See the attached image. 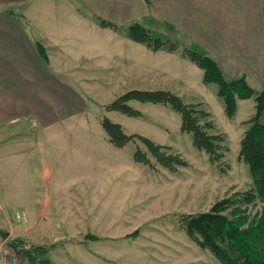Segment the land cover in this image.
<instances>
[{
  "label": "crops",
  "instance_id": "1",
  "mask_svg": "<svg viewBox=\"0 0 264 264\" xmlns=\"http://www.w3.org/2000/svg\"><path fill=\"white\" fill-rule=\"evenodd\" d=\"M101 1L106 6H100ZM212 1H216L214 15L210 11ZM139 4L148 10L147 14L155 9L161 14L170 10V26L176 25L177 34L187 42L197 28V34H202L197 45L218 63L227 80L244 77L256 94L262 91L264 0H139ZM115 5V0H0V161L2 156H9L16 168L19 163L26 169V218L31 224L59 231L82 223V216H93L100 200H110V206L114 200L123 201L124 209L119 206L110 211L115 217H128L130 221L126 220L123 229H140L130 248L137 247L139 257L141 250L162 249L161 258L172 255L180 244H192L181 236L179 240L178 235L171 233L172 228L163 240L148 236L149 241L139 239L141 229L150 220L156 221L158 215L128 214L135 206L131 202L143 203L146 198L144 181L137 176L147 174L154 179L157 173L136 161L135 150L128 149L131 140L122 146L112 141L100 117L106 115L123 125L125 113L108 111L106 104L115 97L101 100L89 87L94 90L92 85L100 83L99 73L125 75L139 68L145 74L149 55L156 60L152 70L155 76L167 77L169 71L176 95L187 103H203L214 115L209 100L215 93L219 95L218 84L214 90L215 82L204 81V69L187 54L191 44L181 43L178 35H172L174 49L152 50L147 44L116 32L115 25L122 23L114 21V12H109V6L113 10ZM209 15L213 17L211 21ZM133 23L134 19L127 24ZM116 39L121 40L124 57L127 54L123 62L115 60ZM37 42L45 47L48 61L40 55ZM136 45L142 49L139 55L144 54L143 59L131 57L130 49ZM124 75H119V80L112 75L111 83H121V88H126ZM101 83L109 85L105 79ZM242 101L255 106L254 98L238 99L236 115ZM99 184L102 185L97 188ZM117 191L122 194L117 195ZM150 194L153 202L158 195L154 190ZM18 225L0 209V230L8 232L6 238L10 242L21 239L20 234L14 233L16 228L19 230ZM66 240L65 246L92 257L82 249L90 239ZM26 243L43 244L28 240ZM53 251L46 256L49 258ZM95 253L100 259L101 254Z\"/></svg>",
  "mask_w": 264,
  "mask_h": 264
},
{
  "label": "rangeland",
  "instance_id": "2",
  "mask_svg": "<svg viewBox=\"0 0 264 264\" xmlns=\"http://www.w3.org/2000/svg\"><path fill=\"white\" fill-rule=\"evenodd\" d=\"M115 2L116 5L113 7V10L109 6V12H114V21L122 23L119 26L118 24L115 25L116 32L129 35V28L134 23H127L133 19L135 23L148 22L150 23L148 26L141 25L149 32L152 38L163 42V48L171 50L170 47L176 46L175 41L172 40V35H178L177 28L175 22V26H172V24L170 26L172 22L170 10L161 14L155 9L156 12L151 10L150 13L152 15H150V13L147 14L148 10H144L140 6L139 0H115ZM214 2L216 1H212L210 10L212 15L215 13V9L213 8ZM99 5L106 6V3L101 1ZM212 15H209L210 21L213 19ZM206 22L208 23L207 20ZM197 31L198 29L196 28V31H193V35L191 36L192 39L188 40V42L178 36L181 43H186V46L191 44L188 47L192 51L204 55L196 43L199 42L198 39L202 36L201 33H199L201 35L199 36ZM155 39H152L153 42ZM183 40L184 42H182ZM145 46L153 50L151 46ZM114 48L115 55L117 54L115 56L116 61L123 62L127 60V54L124 57L121 40H115ZM130 50L131 57H135L134 59L137 60L143 59L144 54L139 55V51L142 50L139 48V45ZM148 56L146 58L148 64L145 74L144 72H139V68H135L134 72L125 75L123 72L111 74L99 73L100 83L92 85L94 90L89 87L90 92L96 93L95 96L101 100L107 97H115L110 103L133 89L166 90L175 93L171 88V79L169 80L171 77L170 72L168 71L166 74L167 77L162 75L155 76L156 74L152 70L155 69L153 65L156 64V60L154 57ZM161 57L159 56V58ZM170 59L168 58V61ZM150 60L151 63H149ZM168 66L169 64L164 67ZM157 68L160 69V67ZM104 75L106 78L103 77ZM112 75L115 80H119L122 78L120 76L124 75L126 77L124 80L126 88H121V83H111ZM104 79L108 81L109 85L101 83L102 81L104 82ZM212 86L216 90V83ZM209 101L214 115L203 103H187L183 100L185 104L194 105L197 109L209 114V117L201 120V124L209 123L212 128L205 127L206 132L215 137L218 136L216 144L221 146V148L219 147L216 150L217 154H222V156L216 161L212 160V154L206 149L198 148L194 145L193 134L182 130V115L169 104L141 102L137 100L129 101L128 104L137 110L140 115L128 116L124 114L125 120L123 125H121L123 133L127 136H132L128 149L135 150L136 161L146 164L154 173H157L154 179L150 178L147 174L145 176H137L138 179L141 178L140 180L145 182L142 183L144 184L143 188L146 198L143 203L131 202L135 203L133 204L135 206L130 208L128 214L134 215L135 212H139L140 214L147 213L149 215L151 212L158 215L155 219L156 221L152 222L150 220L151 223L141 229L142 236L139 239L149 241L147 239L148 236L153 240H163L173 233V235L179 236V240L181 236L183 239L186 238L185 240H188L192 245H188L187 243L184 245L180 244L177 251H174L172 255H164L161 258L162 249H145L141 250L143 255L141 254L139 257L137 255L139 249L137 247L134 249L130 248V244H132V239L137 237H134L133 234L136 232L139 234L140 229L130 231L129 229H123L127 225V222L130 221L128 217L119 218L111 214L110 210H116L119 206L122 209L125 208V203L119 200L110 202L111 205L113 203L112 206L109 205L110 200H100L98 209H95L97 212L90 217L88 215L82 216V223L78 222L77 226H69L66 229L62 228L59 231H55L51 227L47 228L41 224L33 225L26 218L29 211L25 199L27 196V186L23 178L25 177L26 169L22 168L17 163V160L15 163H17L18 168H16V164H12V158L9 156H2V160L0 161L1 214L7 215L14 224H20L18 225L20 227L19 230L16 228L17 231L14 233L21 235L20 237L23 240H19L23 241L27 247H30L31 244L26 243V240L43 242L42 245L47 246L58 244L49 257L53 264H222L208 249L201 248L197 243L192 242L189 234H187L188 232L182 227V221L189 214L209 210L216 201L222 198L234 196L235 199H240L243 193L253 188V181L248 165L240 154V150L244 132L249 127L251 117L256 114V106H254L255 108L250 106V101H242L239 113L236 115L237 109L234 116L229 117L224 110L223 99L219 95L215 93V96L211 97ZM109 104H106V108ZM113 116H116V114ZM100 118H102V122L106 118L111 119L110 117H106V115ZM260 120L264 123V115L261 116ZM145 138L150 140L155 147H159L156 150L164 156L172 157L173 161L170 162L171 167L165 166L159 161L154 154L155 150L153 147H150L149 142H146ZM141 157L147 159L148 162L140 160ZM101 185H97V188ZM153 190L154 194L156 192L158 197L151 202L149 198ZM116 194L121 195L122 193L117 191ZM242 207L249 216L254 217L264 211V201L256 199L242 204ZM160 216L166 217L161 218ZM116 220H121L122 222L116 224ZM156 227H159V229L157 230ZM85 229L88 230L85 231ZM119 229H122V231H119ZM92 230H96V232ZM169 230L171 233H169ZM87 234L99 236L100 239L86 238ZM4 239H6L9 247H11L9 239ZM66 239L72 241H86L90 239L87 246L82 249L88 252L87 255H92V257L83 254L82 250L71 249L68 245L65 246L64 244L67 243ZM96 251L98 254H101L100 259L97 258ZM167 252L170 254V251ZM17 259L21 264H29L24 256L19 255Z\"/></svg>",
  "mask_w": 264,
  "mask_h": 264
},
{
  "label": "trees",
  "instance_id": "3",
  "mask_svg": "<svg viewBox=\"0 0 264 264\" xmlns=\"http://www.w3.org/2000/svg\"><path fill=\"white\" fill-rule=\"evenodd\" d=\"M129 36L137 42L151 46L154 50L163 47V42L152 38L140 23L130 26ZM152 39L155 41L153 42ZM37 46L40 55L48 61L45 47L40 42H37ZM174 48L175 46L170 47L171 50ZM187 54L204 69L205 82L218 84V94L224 100L225 111L229 117L236 113L238 99L254 98L256 114L251 118L249 127L244 132L240 150V154L248 165L253 188L243 193L240 199H235L234 196L225 197L216 201L207 211L187 215L182 221V227L201 248L212 252L222 264H264V211L251 217L242 207V204L256 199L264 201V123L260 120L264 115V88L256 94L244 77L227 80L218 63L211 57L192 50H187ZM132 100L171 105L182 115V130L193 134L194 145L206 149L212 154L214 161L222 156L217 154L216 150L221 148L216 144L218 136L210 135L204 129L212 128V126L209 123L201 124L202 119L209 117L208 113L197 109L194 105L185 104L178 95L166 90H129L110 103L107 109L138 116L140 113L128 104ZM103 126L118 146L126 144L132 138L123 133L120 124L108 118L104 119ZM145 141L153 147L159 161L171 167L172 157H166L157 151L156 148L159 149V147H155L147 138ZM140 160L148 162L144 157ZM7 235L6 231L0 230L1 237L6 238ZM137 235L138 232L133 234L134 237ZM86 238L100 239L93 234H87ZM9 244L16 253L24 256L29 264H53L46 255L58 246V244H52L27 247L20 240L11 241Z\"/></svg>",
  "mask_w": 264,
  "mask_h": 264
},
{
  "label": "built area",
  "instance_id": "4",
  "mask_svg": "<svg viewBox=\"0 0 264 264\" xmlns=\"http://www.w3.org/2000/svg\"><path fill=\"white\" fill-rule=\"evenodd\" d=\"M18 257L19 254L9 247L6 239L0 236V264H21Z\"/></svg>",
  "mask_w": 264,
  "mask_h": 264
}]
</instances>
